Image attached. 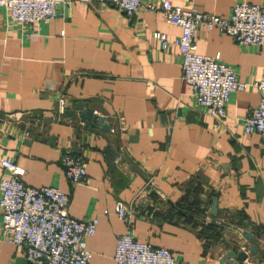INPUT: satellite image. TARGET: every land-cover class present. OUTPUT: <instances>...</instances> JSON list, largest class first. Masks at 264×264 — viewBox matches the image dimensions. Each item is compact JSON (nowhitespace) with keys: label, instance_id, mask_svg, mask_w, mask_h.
Returning <instances> with one entry per match:
<instances>
[{"label":"crops","instance_id":"obj_1","mask_svg":"<svg viewBox=\"0 0 264 264\" xmlns=\"http://www.w3.org/2000/svg\"><path fill=\"white\" fill-rule=\"evenodd\" d=\"M169 1L226 18L238 2L263 0ZM30 31L33 39L0 8V159L15 162L25 185L67 194L70 218L98 219L87 240L91 264H115L116 236L128 226L138 242L166 249L178 264H226L227 251H244L243 264H264V144L242 129L258 103L255 90L234 93L223 120L209 117L182 81L178 48L162 51L153 38L161 33L173 42L181 34L159 12L128 18L113 7L72 2L63 19ZM196 44L200 55L218 54L239 81L261 79L260 49L217 30H199ZM60 98L64 110L88 102L111 131H88L58 114ZM107 147L119 149L113 168ZM65 151L81 155L87 184L67 182ZM6 176L0 168V180ZM214 199L215 218L208 214ZM118 202L128 209L127 223L115 213ZM243 232L255 253L243 250L252 245ZM0 264H29L1 228Z\"/></svg>","mask_w":264,"mask_h":264},{"label":"built area","instance_id":"obj_2","mask_svg":"<svg viewBox=\"0 0 264 264\" xmlns=\"http://www.w3.org/2000/svg\"><path fill=\"white\" fill-rule=\"evenodd\" d=\"M72 2L87 7L107 9L113 7L128 18L140 12H159L164 20L177 26L181 34L170 42L164 34L154 33L162 51L173 44L181 57V78L191 88L197 106L218 121L226 117V108L234 93L253 89L259 100L244 117V134H256L264 144V0L260 4L236 3L226 18L201 13L192 5L186 9L174 6L169 0H0L10 21L26 32L36 24H47L63 19ZM199 30H217L231 37L240 46L261 50L262 77L253 83L239 81L234 69L213 57L197 52L196 34ZM65 100H57V113L61 115ZM124 129L121 123V130ZM65 178L71 186L87 184L88 176L80 154L65 151L61 156ZM0 168L7 176L0 180V228L5 241L24 250L29 264H91L87 240L96 233L98 219L83 221L67 214L68 195L55 187L32 188L22 182V171L13 160L0 159ZM117 217L129 221L127 207L118 202ZM129 225V223L127 224ZM115 264H178L172 253L136 240L130 226L116 236L113 256Z\"/></svg>","mask_w":264,"mask_h":264},{"label":"water","instance_id":"obj_3","mask_svg":"<svg viewBox=\"0 0 264 264\" xmlns=\"http://www.w3.org/2000/svg\"><path fill=\"white\" fill-rule=\"evenodd\" d=\"M72 103V109L71 110H64L62 111V115H64L67 118H70L71 121L79 120L80 123L83 124L84 129L88 131H94L96 129H100L101 132H110L111 127L110 125L106 124L107 117L101 116L98 114H94V108L88 106V102H81V101H75ZM24 127V125L22 126ZM26 131H30V129H27ZM55 138L52 137L50 140H54ZM118 148L116 150H112L110 147H107L104 151L106 156L107 164L110 168L114 167V160L116 159L117 155L119 154ZM216 207H217V199H214L212 202V207L210 208L208 214L215 218L216 217ZM179 213H182L178 211ZM184 215V214H183ZM210 224H215L214 221H210ZM243 237L247 240V242H251L252 245L250 248H247L248 245L243 246V250H247L249 252H256V247L252 241V237L250 234L243 232ZM231 260H233L231 262ZM247 260V254L244 253V251L234 253L232 251H227L226 255L224 256V259L222 260V263L226 264H243Z\"/></svg>","mask_w":264,"mask_h":264},{"label":"trees","instance_id":"obj_4","mask_svg":"<svg viewBox=\"0 0 264 264\" xmlns=\"http://www.w3.org/2000/svg\"><path fill=\"white\" fill-rule=\"evenodd\" d=\"M209 226H215L214 224L212 225V224H209Z\"/></svg>","mask_w":264,"mask_h":264}]
</instances>
